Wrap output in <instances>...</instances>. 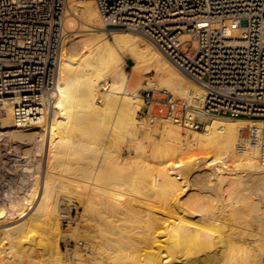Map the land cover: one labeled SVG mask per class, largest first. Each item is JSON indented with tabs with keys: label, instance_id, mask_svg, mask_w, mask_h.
<instances>
[{
	"label": "bare ground",
	"instance_id": "obj_1",
	"mask_svg": "<svg viewBox=\"0 0 264 264\" xmlns=\"http://www.w3.org/2000/svg\"><path fill=\"white\" fill-rule=\"evenodd\" d=\"M69 5L77 21L67 20L65 42L72 34L57 70L53 105L40 108V121L24 127L14 117L19 98L7 97L0 108V136L28 144L33 158L23 168L41 167L42 174L40 186L35 180L23 200L18 196L0 206V264H264V146L248 150L240 138L250 125L262 139L264 120L206 118L205 132L185 135L157 121L154 153L108 155L104 141L112 120L124 124L138 143L151 139L152 127L140 122L143 138L134 120L141 96L140 87L132 90L126 78L129 58L135 75L145 67L155 72L159 91L182 94L197 106L205 91L147 37L102 31L93 1L69 0ZM109 78L111 90L102 95L99 87H107ZM51 157L55 164L73 166L65 167L67 186L60 191L49 171ZM145 167L150 173L143 175ZM248 187L260 200L253 216L247 211L249 220ZM74 198L84 209L85 233L79 237L61 230V223L73 222ZM224 221L230 222L226 232L219 229ZM72 238L75 251L67 247ZM33 247L45 258L25 263L23 249Z\"/></svg>",
	"mask_w": 264,
	"mask_h": 264
},
{
	"label": "built area",
	"instance_id": "obj_2",
	"mask_svg": "<svg viewBox=\"0 0 264 264\" xmlns=\"http://www.w3.org/2000/svg\"><path fill=\"white\" fill-rule=\"evenodd\" d=\"M84 1L97 5L106 30L143 34L204 89L200 106L148 91L142 98L151 121L202 130L211 117L264 119V0ZM69 14V0H0V108L19 98V126L39 122V109L54 103ZM241 139L262 141L255 128Z\"/></svg>",
	"mask_w": 264,
	"mask_h": 264
},
{
	"label": "rangeland",
	"instance_id": "obj_3",
	"mask_svg": "<svg viewBox=\"0 0 264 264\" xmlns=\"http://www.w3.org/2000/svg\"><path fill=\"white\" fill-rule=\"evenodd\" d=\"M76 1L77 2H84L82 0H76ZM69 15L75 18V16L71 12H70ZM75 20H76V18H75ZM82 25H83V23H80V25L78 24V26H82ZM102 25H103V23H102ZM102 31H108V30H102ZM118 31L134 32V31H131V30H126V29H122V30H118ZM83 32L84 33H88V31H83ZM89 33H90V31H89ZM71 34H69V36ZM137 34L142 36V37L144 36L141 33H137ZM69 36H68V38H69ZM68 38L66 39L65 46H66ZM134 64H135L134 61L129 58L128 59V65L126 66V71H125L126 78H128L127 80H128V82L130 84V88L133 90V89H135L137 87H140V89L137 92L141 96V102H140L138 110L136 111L134 120H135L136 125L140 129V131H143V132H141L143 138H145L146 133H144V130H143L144 127L141 128L140 122L145 123L146 126H151L152 127L151 128V132H150V134H151L150 138L151 139L148 138L149 139L148 140L146 138V139H144L145 142L138 143L134 137L130 136V134L128 132V129H127V127L124 124H122L121 122H117V121L112 120V123H111L112 126L110 127V132H109L110 133V137H109V139L104 141L105 145L107 144V146L109 148L108 149L107 146L105 147V152H107L108 155L116 156V155H118L120 153L126 154V152H127L128 155H129V153H131L132 154L131 156H134V158L135 157L138 158V157H144V156L146 157L150 153H154L155 148H157V147L155 146L154 149H153V140H155L156 137L160 136L159 135L160 133L153 129L154 125H155V122H157V121H166V120H163V119H157L156 121H151L150 119H148L146 117V110H145L146 104H145V102H144L142 97L145 96L148 91H152V93H155L156 95H158V93L160 92L158 90V89H160L158 87V85H160V83H159V81H157L158 79H157L154 71L153 72H147V70H148V69L146 70L147 67H145V70H143V73H141L139 75H135L132 72V67L134 66ZM107 82H108L107 87H103V86L99 87V93L102 94V95L107 94L111 90V84L113 83V78H109L107 80ZM103 88H107V89L105 90ZM164 91H166V90H164ZM171 93H173V92H171ZM175 95L178 96V97H181V98H185V96L182 95V94H175ZM108 114H109V112L107 113V116H108ZM211 118H213V117H211ZM245 119H247V118H245ZM205 120L206 119H204V121ZM258 120H264V119H258ZM166 122L171 123L173 126L178 128L179 130H181V132L183 130L182 133L184 135L188 131H190L192 134L195 133V132H205V129H202V130L185 129V128H182L179 125H177V124H175V123H173L171 121H166ZM250 127L251 126L248 125L246 127L247 129L244 128V129H242L240 131V138H241V135L243 133L244 134L247 133V131H248V129ZM186 130H188V131H186ZM74 139L76 140L75 137H74ZM249 142H250V144H249ZM263 143H264V135H262L261 145H259V146H255L252 140H246V144H247L248 150H253L255 148H258L259 151H260ZM95 146H96V144H95ZM106 149H108V151ZM151 149H153L152 152H151ZM29 150H30V147L25 142H22L20 140L18 141L17 139H15V141H12L7 136H5V137L4 136L3 137L0 136V206L3 205L4 202L10 201L12 198L15 199L16 197L20 196V199H21L22 196L24 197L26 192L29 189V186H33V183H36L35 180H37V179H38L37 183H39V186H40L41 180H42L41 179L42 174H41V170H40L41 167H39L38 169L34 168V170H31L30 172L27 171L26 168H23V166L27 165V163L30 162L31 159L33 158L32 154L27 153ZM23 155H26V156H23ZM78 155L79 154H76L74 157L75 158L76 157L79 158ZM53 161H54V159L51 157V159L49 160V171H50L51 175L53 174V178L54 179L52 178V180H54V184H55L54 186H55L56 190L60 191V190H63L65 188L64 186H67L66 176H65L66 168L67 169H71V168H73V166L69 165L67 167V164H65V162L63 164H58V162L55 164V162H53ZM231 161H232V159L228 161V164H232ZM21 164H24V165H21ZM50 167H51V170H50ZM149 173H150V171H148V167H145L141 171V174H143V175H146V174H149ZM32 175H34L35 177L34 176L32 177ZM20 176H22V177H20ZM49 179H51V178H49ZM55 179L58 180V181H56ZM21 180H22V184H21ZM25 181H27V183ZM71 188L72 187H70V189ZM248 188H249V190H246L247 188H245V190H246L245 193H247L249 195L251 194L250 195L251 199L247 200V202L245 203L246 206H244V207H247V210H246V208H244V209H245V213H247V214H245V216H246L245 219L249 220L250 217L253 216V214H254V212L256 210L255 204L258 205L257 203H258V201L260 202V200H259V197L257 195V192L255 194V189L253 190L252 187H248ZM250 188H251V190H250ZM13 189H15L16 191L13 190ZM11 190L14 191V193H13L14 195H12L13 191H11ZM252 190L254 191V193L252 192ZM18 192H19V194H18ZM204 192H205V190H204ZM206 192H208V191L206 190ZM7 194H9V195H7ZM226 195H227V193L223 194L222 197L225 198ZM4 196H5V198H4ZM220 197L221 196H218V198H220ZM23 199L24 198H22L21 200H23ZM75 199L76 198H74V200L72 201L73 205L71 207V211H72L71 212V217H72L73 222L71 221L70 223L69 222L61 223V230L64 233H69V234L73 233V235L75 234L74 235L75 237H79V235H81V234L83 235V233H85V231H83V230H85V226L82 223L83 221H81V220H83V213H84L83 211H84V209L79 204V201L77 199L76 200ZM219 200L220 199H218V201ZM205 201H206V203L209 204L211 199L206 198ZM215 201L216 202H214V203H217V200H215ZM252 201H254V202H252ZM251 203H253L252 206L250 205ZM248 207H249V209H248ZM247 211L252 216H250V214ZM247 216H248V218H247ZM81 217H82V219H81ZM224 222L225 223H223L219 229L222 228L221 230L223 232H226L229 229L230 222H228V221H224ZM213 228H217V227H213ZM80 231H81V234H79ZM72 239L73 240H70V243H68L69 245L67 244V247L70 248L71 250L75 251L77 243H76L75 238H72ZM35 242L38 243V241H35ZM65 245L66 244L62 243V246H63L64 250H66V246ZM34 248L35 247H33V249H23L25 252L22 253V256H23V261L25 263L29 262V261L43 260L45 258L43 252H41V250L39 248H36L37 251L36 250L34 251ZM38 250H40V251L38 252ZM225 264H232V263L231 262H227Z\"/></svg>",
	"mask_w": 264,
	"mask_h": 264
}]
</instances>
